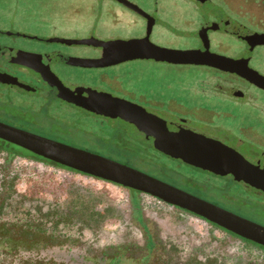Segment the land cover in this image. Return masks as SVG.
I'll return each instance as SVG.
<instances>
[{
    "label": "flooded vegetation",
    "instance_id": "flooded-vegetation-1",
    "mask_svg": "<svg viewBox=\"0 0 264 264\" xmlns=\"http://www.w3.org/2000/svg\"><path fill=\"white\" fill-rule=\"evenodd\" d=\"M185 1L194 9L220 2ZM221 1L223 11L190 31L164 28L178 27L165 20L180 17L177 0L168 7L165 0H28L34 10L26 20L47 22L48 31L0 24V264H264V234L197 201L156 187L140 190L132 186L137 182L102 177L88 165L80 169L17 144L19 129L154 176L105 150L151 149L215 179L227 199L264 210V0ZM86 20L95 29H86ZM177 51L194 56L179 61ZM131 64L160 75L195 73L204 87L185 100L167 94L180 83L141 84L142 90L119 80L118 70ZM118 123L131 130L119 134ZM192 135L241 154L257 167L260 182L163 150ZM186 181L196 182L191 174Z\"/></svg>",
    "mask_w": 264,
    "mask_h": 264
},
{
    "label": "rangeland",
    "instance_id": "rangeland-1",
    "mask_svg": "<svg viewBox=\"0 0 264 264\" xmlns=\"http://www.w3.org/2000/svg\"><path fill=\"white\" fill-rule=\"evenodd\" d=\"M173 0H165V6L171 5ZM220 2H222L220 0ZM219 2V7L216 6L217 4H214V6L209 3L206 6H201L196 9L191 8L189 6V2L185 0H177L178 5L180 6L181 10L180 14L179 11L177 15H180L179 18L176 16L170 14L167 20L169 23L176 22L178 24V27L175 26H164V28H167L169 30H194L197 28V26L202 22L203 17L210 16L212 14L217 13V9L219 8L220 11H223L225 9V6L222 5V3ZM34 9L30 6V3L25 1L24 3H18L17 0H0V24L8 25L10 24L13 28L20 27L25 29H31V30H37V31H48L49 27L47 26V22H41L36 20H26V15H30ZM219 12V11H218ZM246 17L248 14L245 15ZM254 16H251V19ZM89 20L83 21L85 28L88 30H93L94 25H91L89 23ZM89 26H88V25ZM91 25V26H90ZM91 27V28H90ZM98 29H103L101 26H97ZM120 76L119 80L124 84H132L135 87H139L141 84H151V83H157L164 82L163 85L159 86H166L170 84H182L183 87L177 86V88H174L171 93H167L168 95H175L179 96L181 98L188 99L190 98L188 95L201 90L204 86L199 81V76H197L195 73H185L184 72H178L175 76L171 73H167L166 75H160L157 69H152L150 67H147L145 65H137V64H131L126 67H123L118 70ZM203 79H205L204 75L202 76ZM159 81V82H158ZM137 83V84H136ZM137 87V88H138ZM181 89L182 93L178 90ZM184 89L192 91L191 93H188L184 91ZM140 90V89H139ZM144 90V89H142ZM186 94V95H185ZM200 99V98H197ZM36 100V99H35ZM223 109L226 110H237L232 105H225L224 107L220 106ZM246 114L249 116H256V118H260L261 115L257 113V110L254 112L251 109H244ZM245 111L242 112L245 113ZM241 122H243L245 119H242ZM263 119V118H261ZM261 122H264L261 120ZM264 124V123H263ZM117 132L124 133L123 131L130 129L129 127H124L120 125V123L117 124ZM131 130V129H130ZM129 131V130H128ZM21 151H24L23 149H19ZM107 150L106 153L113 156V153L116 154L115 157L122 158L127 161H129L134 166L147 171L148 173L156 176L158 179H163L171 184H174L178 187L188 189L190 191H193L198 194H203L209 199L219 202L220 204L224 205L225 207L231 208L237 212L244 213L247 216L251 218L259 219L262 223H264V210L258 209L255 204L251 203H242L240 199L230 198L226 196V193H223L220 188H217L218 182L215 179H211L212 181H208V178L206 175L184 167L182 165H178L177 162L172 161L160 154H158L156 151L146 148H139V147H127L123 149H105ZM191 174L192 178L196 181L194 185L187 184L186 177H188ZM170 184V185H171ZM196 184H203V186L196 185ZM232 185V184H231ZM237 189L240 190L238 187ZM264 209V208H263Z\"/></svg>",
    "mask_w": 264,
    "mask_h": 264
},
{
    "label": "water",
    "instance_id": "water-1",
    "mask_svg": "<svg viewBox=\"0 0 264 264\" xmlns=\"http://www.w3.org/2000/svg\"><path fill=\"white\" fill-rule=\"evenodd\" d=\"M209 25L211 26L212 24ZM92 40L93 39H87L85 41L91 42ZM174 56H176L179 61H186L192 59L194 55L190 51H177ZM138 125L145 129L142 124ZM17 144L80 169H83L84 165H88L90 167L88 171L102 177L127 184H131L129 182H137L132 186L140 190L153 192L150 188L156 187L165 191H170L173 194L188 197L202 204L206 209L211 210V212L230 218L240 228L252 231L254 234H264V227L250 220L229 212L216 204L186 193L143 171L110 158L50 141L19 129H17ZM171 144L175 146L163 150L191 164L221 172L222 174H233L239 179H241L242 176L247 182L253 185L258 184L261 180L257 176L256 166L250 164L241 154L221 142L207 139L200 135H192V137L184 138L182 141L177 140ZM52 154H54V156ZM147 186L149 188H146ZM236 230L238 232L241 231V229Z\"/></svg>",
    "mask_w": 264,
    "mask_h": 264
}]
</instances>
